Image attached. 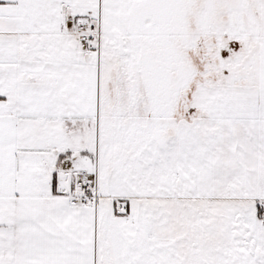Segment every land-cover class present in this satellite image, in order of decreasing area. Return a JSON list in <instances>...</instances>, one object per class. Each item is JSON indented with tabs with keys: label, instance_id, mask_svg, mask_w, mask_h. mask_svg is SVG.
Instances as JSON below:
<instances>
[{
	"label": "snow or ice",
	"instance_id": "6c2138e0",
	"mask_svg": "<svg viewBox=\"0 0 264 264\" xmlns=\"http://www.w3.org/2000/svg\"><path fill=\"white\" fill-rule=\"evenodd\" d=\"M0 264H264V0H0Z\"/></svg>",
	"mask_w": 264,
	"mask_h": 264
}]
</instances>
